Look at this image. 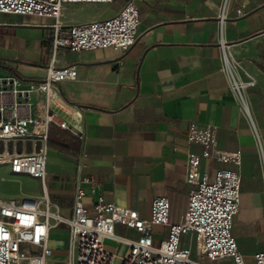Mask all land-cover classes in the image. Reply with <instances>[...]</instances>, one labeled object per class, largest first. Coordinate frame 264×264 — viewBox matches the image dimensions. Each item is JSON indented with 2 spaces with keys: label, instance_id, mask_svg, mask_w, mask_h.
Wrapping results in <instances>:
<instances>
[{
  "label": "crops",
  "instance_id": "0c3cea01",
  "mask_svg": "<svg viewBox=\"0 0 264 264\" xmlns=\"http://www.w3.org/2000/svg\"><path fill=\"white\" fill-rule=\"evenodd\" d=\"M126 1L68 0L62 4L60 22L70 27L110 18ZM219 2L143 0L138 4L137 39L124 55L109 48L52 52L46 38L52 19L0 14V77L14 74L37 81L50 63L57 68L75 66V79L58 87L66 102L82 109L84 131L80 142L54 125L49 128L53 144L43 186L0 166L5 178L29 185L25 195L0 200L40 199L45 192L48 212L70 217L80 179L88 206L101 193L106 201L147 219L152 200L165 196L169 221L177 223L187 207L186 155L201 150L187 143V127L212 126L217 149L240 151L241 164L236 168L202 160L200 172L208 171L211 177L219 168L238 172L240 202L232 236L244 263L254 264L253 255L264 250V0H230L221 28ZM238 8L242 16L236 15ZM224 58L237 79L254 81L245 93L248 116L240 112L229 88ZM39 209L45 211V204ZM115 233L138 238L136 231L122 225L115 226ZM166 236V227H153L155 244ZM48 246V264H69L65 225L49 228ZM104 248L116 257L115 264L128 252V246L111 240ZM215 264L232 262L224 258Z\"/></svg>",
  "mask_w": 264,
  "mask_h": 264
},
{
  "label": "built area",
  "instance_id": "2783aa9c",
  "mask_svg": "<svg viewBox=\"0 0 264 264\" xmlns=\"http://www.w3.org/2000/svg\"><path fill=\"white\" fill-rule=\"evenodd\" d=\"M68 0H0V14L52 19L46 33L50 48H66L72 52L111 49L124 55L134 45L140 23L138 4L143 0H127L117 15L88 23L63 27L60 22L62 4ZM230 0H220L218 26L226 20ZM242 16V9H236ZM224 72L240 112L248 116L245 93L253 86L237 79L224 58ZM232 65H236L232 62ZM75 66L55 67L50 63L45 76L37 81H24L17 75L0 77V166L13 175H26L44 185L48 134L51 126L84 140L82 109L65 101L59 83L74 80ZM189 145H198L196 153L186 155L185 182L189 187L187 207L177 223L169 221V201L155 197L150 214L142 219L137 212L104 199L101 193L88 206L87 193L77 179L72 213L64 217L49 213L45 192L40 199L0 200V264H48L49 228L63 224L69 231V264H115L105 241L128 246L118 264H215L229 258L232 264H245L232 236V224L240 202V177L236 170L216 169L213 176L200 172L202 160L215 161L238 168L241 152L217 149L212 126L190 123L186 130ZM174 150H176L174 148ZM85 155L81 154V158ZM95 192V187L90 189ZM44 203L45 211L39 209ZM40 217H43L41 220ZM54 225L49 224V219ZM122 225L138 234L136 240L117 236L115 226ZM155 226L167 228V236L159 244L152 239ZM254 264H264V250L253 255Z\"/></svg>",
  "mask_w": 264,
  "mask_h": 264
},
{
  "label": "rangeland",
  "instance_id": "374dc122",
  "mask_svg": "<svg viewBox=\"0 0 264 264\" xmlns=\"http://www.w3.org/2000/svg\"><path fill=\"white\" fill-rule=\"evenodd\" d=\"M29 185L19 179L5 178L2 170H0V197L23 196L27 192ZM34 188V187H30ZM63 263L65 261H62Z\"/></svg>",
  "mask_w": 264,
  "mask_h": 264
},
{
  "label": "trees",
  "instance_id": "16d2710c",
  "mask_svg": "<svg viewBox=\"0 0 264 264\" xmlns=\"http://www.w3.org/2000/svg\"><path fill=\"white\" fill-rule=\"evenodd\" d=\"M51 144H53V142L49 139V134H48V147H50Z\"/></svg>",
  "mask_w": 264,
  "mask_h": 264
}]
</instances>
